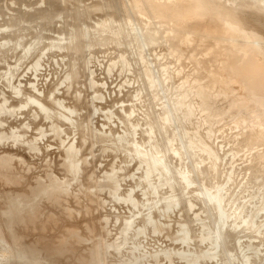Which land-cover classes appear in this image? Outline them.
<instances>
[{"label":"bare ground","instance_id":"6f19581e","mask_svg":"<svg viewBox=\"0 0 264 264\" xmlns=\"http://www.w3.org/2000/svg\"><path fill=\"white\" fill-rule=\"evenodd\" d=\"M67 1L48 0L27 16L17 11L4 16L0 146L25 144L37 153L41 138L50 133L63 147L57 155L62 167L78 175L89 143L87 154L103 174L92 191L102 202L109 200L108 206L123 205L133 213L121 234L134 227L140 235L149 226L158 232L157 209L167 218L184 219L183 243L195 239L190 235L195 222L214 236L206 251H174L184 264H264V0ZM41 75L43 92H37ZM102 109L108 112L99 121ZM13 120L20 124L9 126ZM32 126H38L35 137L16 138L19 129ZM7 152L0 158V181L9 184L16 178L4 173L13 164ZM131 164L127 181L123 172ZM18 198L0 210V264H47L33 246L20 248V230L12 234L17 217L20 223L24 219ZM145 212L138 223L135 217ZM29 220L17 228L29 233ZM113 244L107 243L108 250ZM243 246L251 253L243 254ZM79 260L72 255L70 263Z\"/></svg>","mask_w":264,"mask_h":264},{"label":"rangeland","instance_id":"374dc122","mask_svg":"<svg viewBox=\"0 0 264 264\" xmlns=\"http://www.w3.org/2000/svg\"><path fill=\"white\" fill-rule=\"evenodd\" d=\"M45 1H48V0H45ZM45 1L44 0H21V1L20 0H0V5H1L0 14L2 13V15H0V21L2 19L0 25H2V23L4 24L5 23L4 21H6V18L4 16L8 15V17H9V16H11V14L14 16L17 15V13H15L14 11H17L18 16H20V17H22L24 15V13H25L24 16H27L26 12L28 14V12H32L33 8L38 9L39 6L41 8V6L45 5L44 4ZM68 1H67V3H69ZM26 10H28V11H26ZM13 13H15V14H13ZM21 14H23V15H21ZM3 17L5 18V20L3 19ZM36 29H37V31L39 30V28H36ZM19 71L22 72L23 67H20ZM40 74L43 75L44 72H42ZM47 74H48V72H47ZM42 75L37 77L38 79H37V81H35L36 84L39 82L37 84L38 86L36 85L37 86L36 87L37 92L38 91L43 92V91H41V89L43 88V82L45 81V78ZM23 76H25V78H29L30 72L28 70H25V72L23 73ZM101 77H103V75H101L100 78ZM47 82H48V80H47ZM115 86H116V84H113L111 86L112 87L111 89H113ZM37 92L35 91V93H37ZM103 92L105 95H108L107 89H104ZM113 97H114V94H113ZM2 100H3V98L1 99V97H0V104L2 103ZM102 110H101L102 112H100L101 118L99 117V121H104V119H105L104 116L108 112V110H106V109H102ZM114 120L118 121L116 116L114 117ZM17 121H20V119ZM95 121H97V120H95ZM37 122L40 123V121H38V120H37ZM11 123H12V125H11ZM18 123L19 122L16 123V121L14 123V120H13V122L12 121L7 122V124L9 126L11 125V127L17 126ZM7 124H6V126H7ZM113 126H115V124H113ZM32 127H34L33 130L31 128H29V130H28L27 127L22 128L25 131H23L22 129H19L20 130V132L18 134L19 136H16V138L22 137V138H24V140H26L30 136L35 137V134H37V132H38V130H37L38 126H36V127L32 126ZM105 128H107V127H105ZM43 129H45V126H43ZM5 130L8 131L9 130L8 127ZM27 131H29V132H27ZM8 132H11V131H8ZM24 133L26 134V137H25ZM27 133H28V135H27ZM11 134H12V132H11ZM51 137H52L51 134L47 133L46 136H43L41 138V140L38 144L40 147L39 148L40 150H38L37 153L35 152L37 149L36 150L34 149V153L32 152L33 151L32 149H31L32 151L29 150L31 152L30 153L28 151L27 147H25L26 145L22 144V143H21L22 145H20L18 148L16 147L15 149H13L14 147H11L7 144H3L4 146L3 145L0 146V155L3 154L4 152L8 151L7 156L11 155L10 157L13 159V161H11V163L13 162V164H14V165L11 164L12 166L10 165L8 167V169L10 168L11 170H8L6 168V170H4V173L5 172L8 173L7 176L8 175L11 176L13 178V181L16 178L15 179L16 181H14L15 183L12 182V183L8 184V182L4 183L3 181L2 182L0 181V210H4L6 207H8L9 202H11L12 200L15 201L16 200L15 197L16 198L20 197V198H18V199H20V202H22V203L24 202V205L20 204L19 202L17 203V204L21 205L20 209L24 210V211L22 210V212H21L22 214L20 213L21 216H24V219H22L23 221L20 223V220H19L20 216H18L17 221L14 222L15 230L12 231V234L14 235L15 231L17 233L20 230L21 238L18 240V243L20 244L21 249H27V248H30L31 246H33L34 248L37 249V256L40 257V259H43L47 264L48 263L49 264H71L70 259H71L72 255H74V256L77 255L80 259L79 263H81V264H160L159 263L160 261H161V264H184L185 262L183 260H181L177 254H174L175 253L174 251L186 250V251H190L191 253H194V251L197 250L198 248H199L198 250L201 249V250L206 251L207 248H209L211 246V243L213 242L214 236L211 234L209 235L208 232L205 229H203L199 225V223H197V222L193 223V228L196 230L192 231V234H190L195 239H192V240H190L188 242H184V243L182 241H180V240H182V237L185 235L184 232L179 231L181 225L184 222V219L180 218V216L179 217L173 216L171 218L170 217L167 218L164 215H160V212L157 211V209L153 210V212H154L155 216L157 217L155 222L158 224V226H160V230L158 232L154 233L151 229V226H149V229L140 235L136 234L135 233L136 231L135 232L132 231V229H134V227H132V229L130 230L131 232H129L127 230L126 235L124 234L125 231L122 232V234H121V230H122L121 228H122L123 224H125V220L126 219H129V221L133 220V216H131V214L133 215V213L130 210H127L126 206H123V205L120 207L121 209H119L118 206H115V205L113 206V203H110V206H108L109 200H107L106 203L102 202V198H101L102 196L96 195L92 191V188L94 187L93 185L94 184H95V186L97 185L98 180L100 179V176H102L103 174L99 173L98 168H96V167L94 168L96 161H95V164L92 163V161L90 160L91 157L87 154V153H90L89 149L91 148L89 146V143H88V145L86 144L87 146H89V148L85 145L84 147H86V150L84 147L82 150L83 154L85 151V154H84V157H81L84 160L82 162L83 167H82L81 171L77 175V173L73 174V171L70 170L72 172V175H73L72 176V175H70L71 174L70 171L64 170V167H62L63 165L60 162V158H59L60 153L59 152H61L63 150V147L61 148L59 140H55ZM67 137H69V136L68 135L64 136V138H67ZM70 138H72V135L70 136ZM46 139L48 141L47 143H46ZM49 139L52 142H49ZM48 143H51L54 146L53 145H52V147L48 146V148H47ZM44 147L47 149H45ZM46 150H48V151H46ZM39 152H40V154L37 155ZM53 152H55V153H53ZM4 155H5V157L3 155H1L2 157H0L2 161L6 158V154H4ZM57 155H59V156H57ZM85 155H88V156L86 157ZM19 156H20V158H19ZM113 156H115V155H113ZM120 156H123V155L120 154ZM3 157H4V159H2ZM14 157H18L19 159H21V158L22 159H21V161L19 160L20 162H18L17 159L16 160L14 159ZM36 158H38V159H36ZM87 158H88V160H87ZM1 160H0V163H2ZM90 162H91L93 167L91 166ZM21 163L24 164V167H23V164H21ZM118 164H119V162H117L116 165H118ZM132 164L134 165V163H132ZM132 164L129 166L128 169H126L123 172V175L126 173L124 176L126 177L127 181L129 180L128 174L131 173V169L133 167ZM18 165L20 166V168H18L19 167ZM21 165H22V167H21ZM13 166H14V169H13ZM102 166H103V164H102ZM26 167L30 168V169H28L29 172L27 171V169H25ZM84 168L85 169L89 168V170H87V173H86V170ZM91 168H92V171L94 173L90 170ZM12 170H14L15 173L14 172L9 173V171H12ZM22 170H25V171H22ZM47 171H48V173L50 172L49 176L47 174ZM55 171H57L58 173ZM68 172H69V174H68ZM64 173H65V175H64ZM83 173H84V175H83ZM60 174H63V175H60ZM19 175H20V177H18ZM54 175H55V177L58 176V177H56L59 179L58 182L56 179H53ZM75 175H77V176H75ZM49 179H52V181L54 180L56 182L55 183L53 182L54 183L53 184V183H51L52 181L50 182ZM92 179H94V180H92ZM70 180H72V182ZM68 181H70V182H68ZM39 182H41L42 186L40 184H38ZM49 182L51 184V187L53 186L55 190L59 187L61 189L60 188L57 189L58 191L51 189V187H48L50 185ZM60 182L62 184H60ZM59 184H60V186L55 188V186H57ZM85 184H87V185H85ZM43 187H45V188H43ZM47 187L49 188V190L48 189L46 190L48 192V195H47V192L45 191V189ZM38 188L40 189V191H37ZM63 188L65 189V191L63 190ZM43 190H44V192H46L45 194L47 195L48 199L45 196V194L43 193ZM59 190L60 191L62 190L64 192H59ZM164 191H166V187L164 188L163 192ZM54 192L56 193V195L54 194ZM20 193H22V194L26 193L25 196H29V197H25L24 195H23V198L21 197L22 195L17 197V195ZM41 193H43V194L41 195ZM49 193H50V195H49ZM37 194L39 197L37 196ZM43 195L45 196V199H44ZM36 196L38 197L37 198L38 202H36V199H35ZM51 196H52V198H51ZM58 196H59V198H58ZM88 196H90V197H88ZM91 196H93V197H91ZM32 197H33V199H35L34 201H33ZM29 198L32 201H30ZM21 199L22 200L25 199V200L22 201ZM26 199H28L30 201V203H28L29 206L27 205L26 201H28V200H26ZM14 201H12V203ZM256 201L258 202V200H256ZM16 202H14L13 204H15ZM31 203H33V204L31 205ZM166 203H167L166 201H163L162 203H160L158 205V207H164V205ZM22 205L25 207L26 206H28V207L25 208V207H22ZM33 207H35V208L38 207V208L33 210ZM117 207H118V209H117ZM20 209H16L15 211L19 210V212H20L21 211ZM27 210H28V212H27ZM30 211H32L33 215H31ZM135 211H137V210H135ZM195 211H197V208L192 209V212H195ZM34 212L36 214H34ZM17 214H19V213L17 212ZM112 214H113V216H112ZM146 215H147V212L143 213L141 216L137 215L135 217V219L138 220V223L142 224L143 223L142 218ZM26 216H28V217H26ZM103 216H104V218L106 217L105 218L106 221L103 218ZM109 216H111V218ZM130 216L132 217V219H130L131 218ZM115 217L116 218L121 217V219L119 221L120 223L113 221V218H115ZM107 218H108V220H107ZM37 219H38V221H37ZM26 220H29V221L34 220L37 223L33 227H31L30 224H28L29 221H27L28 222L27 226L23 225V226H26V228H25L26 230H28V231L30 230L29 233L24 232L23 229L20 228L21 225L24 224ZM105 223H106V225H105ZM18 224H21V225L17 228L16 225H18ZM172 228H174V229H172ZM21 231H23V232H21ZM127 232H129V233H127ZM10 235H11V233H10ZM125 238L127 241L125 240ZM109 240H110V242H109ZM242 242L245 243V240H242ZM107 243L109 246L111 243L112 244L114 243L116 246L114 248H110L108 250ZM255 244L257 245V241H255ZM64 245L66 246V248H63ZM136 245H138V247H136ZM133 246L136 248H134ZM139 246H140V248H139ZM95 249H96L97 255H98L97 258H94V256H93V250H95ZM106 249H107V251H106ZM135 249H137V250H135ZM162 249H164V250H162ZM242 249H243L242 252L245 255L247 253H251V251H252V249L250 247L243 246ZM168 253L173 254V256H172L173 260L172 261H171L172 258H170L171 254H168ZM167 254H168V256H167ZM36 261H38V260H36ZM220 263H221L220 260L213 262V264H220ZM228 264H232V262L230 261V262H228Z\"/></svg>","mask_w":264,"mask_h":264}]
</instances>
